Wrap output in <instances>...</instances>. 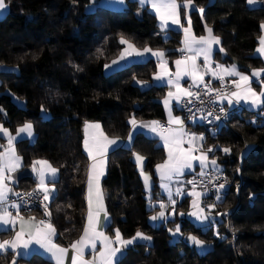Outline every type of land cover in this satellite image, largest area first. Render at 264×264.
Masks as SVG:
<instances>
[{
    "label": "trees",
    "instance_id": "trees-1",
    "mask_svg": "<svg viewBox=\"0 0 264 264\" xmlns=\"http://www.w3.org/2000/svg\"><path fill=\"white\" fill-rule=\"evenodd\" d=\"M6 1L9 12L0 20V65L8 70L0 72V122L10 131L31 122L35 140L15 144L23 166L43 159L58 170L55 195L49 203L50 220L56 229V243L67 247L84 227L88 166L82 149L84 124L98 123L106 136L125 139L130 118H163V89L141 87L133 79L148 82L155 63L132 64L109 74L104 73L105 65L120 55L121 36L137 48L148 46L174 57L180 35L162 31L145 10L137 16L141 7L134 1H128L121 12L94 7L99 0ZM194 2L198 9H205V19L192 12L193 30L200 34L205 22L213 28L226 50L222 63H236L241 71L262 65L252 54L264 23L263 8L249 9L246 0ZM88 5L92 10H86ZM42 106L46 111H41ZM207 140L217 149H231V154L218 160L231 185L222 193V202L210 210L217 218L215 226L206 229L177 216L158 226L148 223L156 212L148 204L158 197L157 187L146 196L132 156L134 152L142 154L145 170L152 174L163 160V151L153 140L136 133L129 148L109 153L101 183L110 221L106 231L119 229L124 238H131L139 230L152 237L150 243L131 246L120 264H264V115L235 111L218 137ZM186 201L176 205L178 214L187 209ZM205 203L212 204L209 199ZM225 212L228 215H217ZM173 224H179L184 235L204 240L210 249L198 254L183 240L170 242L168 230ZM11 260L8 255L0 264H11ZM18 261L45 264L36 257Z\"/></svg>",
    "mask_w": 264,
    "mask_h": 264
},
{
    "label": "snow or ice",
    "instance_id": "snow-or-ice-1",
    "mask_svg": "<svg viewBox=\"0 0 264 264\" xmlns=\"http://www.w3.org/2000/svg\"><path fill=\"white\" fill-rule=\"evenodd\" d=\"M120 4H124V0H118ZM141 6L150 4L151 8L155 11L157 18L161 21L160 27L162 31H167L169 25L182 27L184 33V39L182 44L184 47L177 49L181 52V58L174 61L176 65V79L174 80L168 73L165 67L167 61L165 59L167 53L164 50H153L148 46H145L142 50L137 48L134 43L125 39L123 36L120 38V44L125 45L121 50L118 60H113L112 64H106L105 69H111L112 65H117L122 61H127L129 57L146 58V54H150L152 57L158 59V69L162 71H157L153 74V81L166 82L167 86L175 88V92L169 91L167 96L163 100L166 111L169 113V125H176V128L168 127L160 124L159 121H149L137 122L135 117L129 119L128 123L132 126V131L129 133V145L131 144L132 138L138 129H148L152 133L160 135V138L164 141V146L168 150V159H166L162 164L156 165V172L160 176L162 181L161 188L167 193L169 203L172 205V212L168 215H174L176 212L177 200L173 198V194L170 188V183L176 181L178 177L185 175L186 169L193 168V161H198L201 171L199 173L200 177L209 175L211 177L212 173L219 171V166L215 158L209 159L208 153L215 154L216 151L220 150L217 148L209 147L206 152L201 151L199 156L194 155V153L203 147L205 142V136L203 133L197 135L194 132H189L185 126V120L181 116H173L172 112L174 110L172 102L175 101V106L181 111H187L189 116L188 120L195 125L199 122L213 123L214 121H222L227 119L228 111L225 107H219L218 111H213L212 109H205L199 107V105H211L222 103V101L227 100L229 107L239 105L240 101L243 100L245 104L250 105L251 108L258 109L260 115H264V80H261L260 92H256L250 86L251 81L247 75L239 72L235 64L230 66H225L214 59L213 45L220 46L221 38L214 34V30L206 22L204 25V30L206 35L195 36L191 32V18L189 12L192 10H198L201 14V19L204 20L205 9L195 8L194 0H182V3H178V0H138ZM257 0H247L248 5H254ZM8 8L6 0H0V13H3ZM181 9H183V16L188 21V27H183L181 23ZM261 29L264 30V23L261 24ZM260 47L256 49L261 56H264V36H261L259 41ZM219 52L226 55V50L220 46ZM189 53L191 55H187ZM203 57V66L196 63L197 58ZM214 65V67H213ZM264 74V69L256 70L252 72L253 77L261 78ZM211 75L212 80H219L220 87L213 88L212 80L205 81V76ZM182 76H188L192 80V84L188 88L181 86L180 78ZM226 76H236L238 81L234 80L231 83L235 84L237 88L243 83L246 85V90L241 93L240 91L229 93L225 88V77ZM136 83L145 87L148 85L147 81H142L133 77ZM201 85H203V91H201ZM195 89V90H193ZM213 95L215 99H213ZM202 97H207V100ZM233 98H235V105ZM2 111V109H0ZM41 111H46L43 106ZM206 111V115H197V113H203ZM212 117L213 119H208ZM256 121H253L255 123ZM88 127L99 129V124H88L86 122V129ZM167 131L168 135H164L163 132ZM0 132L8 136L9 151L11 153L10 158L6 161L4 156H0V234H7L15 231L16 221L12 219V213L9 209H16V215L19 216L20 211L27 208L34 200H36L42 194V202L49 201L52 198L54 187L50 189L49 184L54 185L56 182L57 169L52 167L48 161L37 160L33 161L32 172L37 176V186L34 192L21 195L20 193H14L17 196V200L13 201L9 198V193L12 189L7 186L6 181L15 182V179L6 173H12L23 167L20 162V158L15 156V150L11 148L13 140L8 130L0 125ZM25 134L27 138H34V129L31 122H25L23 126L17 129V137ZM213 134H215L213 132ZM102 139L94 140L93 146L90 147L87 138L84 142L85 151L88 152L89 158L94 159V151L100 155H105L109 148L118 147L119 138L109 139L100 133ZM187 138V139H186ZM188 143L189 147L187 149L181 147L182 144ZM222 151L225 154H231V149L229 147H224ZM133 156L140 168L141 176L144 178L146 190H150L151 177L144 171V160L145 157L139 153L134 152ZM104 161L101 160L99 165H103ZM36 165L41 167L38 169ZM93 169H98V165L94 163L89 169L88 173V204L89 211L87 215V224L85 225L83 235L79 240L74 241L70 247L73 250L72 264H96L97 259H99V264H120L121 257L130 250L131 246H136L139 241L151 242L152 237L146 235L145 233L137 230L135 235L131 238H124L119 229H115L114 239L107 236L105 231L100 230L99 225V212H97L94 217L92 212V199L91 192L93 187ZM208 170L207 172L205 170ZM239 172V169H237ZM104 175L102 167L96 171L95 180L97 188V199L98 202L102 201V194L99 192V178ZM219 175L211 177L208 183H213V180H218ZM168 181L169 183H164ZM187 184L193 185L190 191H187V195L193 197L192 207L197 208L198 212H189L188 215L195 217L196 220L203 223L208 219V214L205 213V208L201 207V202L204 197L208 195V191L205 186V191L200 192L196 190L197 181L195 179L188 180ZM199 183L203 184V180ZM227 180L224 182L215 184L213 187L216 190V202H222L221 190L225 189ZM185 190L177 186L176 196H183ZM151 201V197H149ZM207 205L208 210H213L217 207V203ZM160 211L150 217V220L155 222L157 220H167L168 216L165 214V204L161 201L159 204ZM45 216H50L51 213L48 210L47 204L44 205ZM183 215V213H180ZM217 215H228V213H217ZM35 220V218H31ZM103 228L106 230L110 226V221L107 212L104 213ZM42 227H38L35 234H28V238H25V233L23 228L20 231H15L12 239H4L0 241V259H7L8 255L12 256L11 264H19L18 257L22 254L26 255L31 251L30 245L36 244L40 249H43L45 253L49 254V257L55 264H64V256L68 252V248L62 247L54 242V237L56 236L55 227L49 221L41 220L38 222ZM171 234L175 237L181 233V226L177 225L175 230L169 229ZM219 236V233H217ZM100 239L102 242V250L99 252V257H94L93 261H85L83 259L85 248L91 247L93 252L96 251L95 241ZM187 240L194 245L197 249H204L206 247V242L202 239L197 238L195 235H188Z\"/></svg>",
    "mask_w": 264,
    "mask_h": 264
},
{
    "label": "crops",
    "instance_id": "crops-1",
    "mask_svg": "<svg viewBox=\"0 0 264 264\" xmlns=\"http://www.w3.org/2000/svg\"><path fill=\"white\" fill-rule=\"evenodd\" d=\"M128 1H134V2H136L141 7V9L136 13L137 16H140L141 15V10L147 11L148 13H150L154 17L157 26L161 29V27H160L161 21L157 18L155 11L151 8V5L150 4L141 6L138 3V0H124V4H120L118 2V0H99V1H96L93 6L94 7H98V8H102V9H106V10L121 12V11H123V10H125L127 8V2ZM213 1L214 0H208V4L213 3ZM6 3L8 4L7 1H6ZM178 3H182V1H179L178 0ZM246 6L249 9H257V8H263L264 9V0H257V3L254 4V5H248L247 4V0H246ZM195 8L198 9L196 7V5H195ZM194 11H197L200 14V12L198 10H192V11L189 12V16ZM8 12H9V4H8L7 10L4 11L3 13H0V20L3 19L7 15ZM181 13H182V15H181V23H182L183 27H188V21L183 16V9H181ZM168 30H173V31H178L179 32V35H180V47L179 48L184 47V45L181 43L182 40L184 39L183 28L182 27L173 26V25H169V29ZM191 32H192L193 35H195L197 37L206 35L204 28H203L202 32L200 34H198V35L194 32L193 27H192V18H191ZM261 36H264V30H262V29H261L258 37H257L256 48L254 49V52H253L252 55L255 56V57H257V58H259L260 61H261V63H262V65L259 68L247 69L246 71L239 70V65L236 64V63H228V64L222 63L220 59H222V58H224L226 56L224 53H220L219 52V47L222 46V42H221V45L220 46L213 45L214 59H215V61L216 62H219V63H221V64H223L225 66H230V65L235 64L237 66V70L239 72H241L244 75H247L249 77L250 81L252 82L250 86L256 92H260L262 90V88H261V80L264 79V74H262L261 78H259V79L257 77H253L252 76V72H253L254 69H256V70L264 69V56H261L258 52H256V49L258 47H260L259 41H260ZM124 47H125V45H123V48ZM139 49L142 50L143 48H139ZM153 50H159V49H153ZM186 54L187 55H191L189 53H186ZM218 54H219V56H216ZM182 55H185V54H182L181 52H178V54L176 56H174V57H165V59L167 61L165 67L167 68L168 73L171 75V77L174 80L176 79V65H175L174 61L176 59L181 58ZM119 56L117 58H115L114 60H118L119 59ZM147 61H151V62L155 63V71L151 74L147 86L150 85V86H155V87H159V88L163 89V92L164 93H163L162 98L160 99V104H161L162 111H163V118L160 119V120L165 121L168 124V121H169V113L165 109V106L163 104V100L167 96V93L170 90L173 91V92H175V88L173 87V88L170 89L167 86L166 82L153 81V79H152L153 74L156 73L157 71H162V69H158V67H157L159 61H158V59L156 57H152L150 54H146V58H138V57H135V56L129 57L127 61H122L119 64V66L112 65V68L111 69H105V67H104V73L107 74V73L115 72V71H118L120 69H123V68H125V67H127L129 65H132V64H142V63H145ZM196 63L198 65H201V67H202L203 66V63H204L203 57L201 56V57L197 58ZM111 64H112V62L109 65H111ZM213 67H214V65H213ZM6 70H8V68H6L5 66H1L0 65V72L6 71ZM226 77H227V79L230 82L231 81H234V80H237L238 81V79H239L236 76H226ZM209 80H212L211 75L205 76V81H209ZM214 81H216V80H212V82H214ZM180 83H181V86L182 87L188 88L189 85L192 84V80L188 76H182L180 78ZM233 85H234V89H233L232 92L240 91L241 93H243L246 90V85H244L243 83L240 84V87L239 88H237L235 84H233ZM233 101H234V105H235V98H233ZM172 104H173V108H174V110L172 112V115L173 116H180V114L178 112V109L175 106V101H173ZM222 104L225 105L228 108H231V109L235 110V111L244 110V111L252 112V113H258L259 112L258 109L251 108L250 105L245 104L243 100L240 101L239 105H235L233 107H229L228 106L227 100L222 101ZM149 121H155V120H149ZM149 121H137V122L138 123L139 122H145V123H147ZM88 124H98V123L88 122ZM0 125H2L1 122H0ZM21 126H23V124L20 125L19 127H21ZM99 126H100V124H99ZM169 126L171 128H176L177 127L176 125H169ZM185 126H186L187 131L194 132L197 135H199V134H201L203 132L202 128H200L198 130H195V128L201 127L199 125V121L195 125H193L191 121H188L187 123H185ZM19 127H17L13 131H10L7 127H4V128H6L8 130V132L10 133V135L12 137H15V139L13 140V143L11 145V148H13L15 150V153H14L15 156H17V157L20 158V162L23 165L22 159H21V157L19 156V154H18V152L16 150L15 144L18 141H20V140H24V141H27L28 143H32L35 140V133H34V138H32V139L27 138V136L25 134H21V136L17 137V129ZM131 131H132V126L130 125L129 133ZM82 133H83L82 149H83V152H84V154L86 155V157L88 159V166H87V172H86L85 197H84L85 198L86 211H85V217H84V227H83V230H82L80 236L75 241L79 240L80 237L83 235L85 225L87 224V215H88V211H89V204H88V196H89L88 173H89V169L91 168V166L94 163H96L98 165V169H99V167H102V169L104 171V175L99 178V192L102 194V201H99L98 202V199H97L96 180H95L96 171L98 169H93L94 179H93V187H92V192H91L92 212H93L94 217L96 216L97 212H99V225L101 226L100 227V230L101 231H105V234L107 236H109V237H111V238L114 239V236H115V231L114 230L115 229L112 230V233H109L108 231H106L102 227L103 224L105 223V221H104V213L107 212V211H106V204H105V199H104V192L102 190V184L101 183H102V180L104 179V177L106 175V172H107V162H108V155H109V153L111 151L117 149V148H120V147H124V148H129L130 147L131 144L129 145V133H128V135H127V137L125 139L119 138V141H118L119 146L118 147H111V148H109V150L107 151V153L105 155H100V154H98L96 152L95 149H93V151H94V159L89 158L88 152L85 151V147H84L85 139L87 138L88 143H89V146L92 147L94 140L102 139L100 137V133H103L104 136H106V135L104 134L101 126L99 127V129L92 128V127H88L86 129V123L83 126ZM136 133H139V134L145 136L146 138L153 140L154 143H155V146L160 147L162 149V151H163V160L160 163H158V164H162L166 159H168V150L165 148L164 141L160 138V135H157L155 133H152L148 129H138L135 132V134ZM163 134L164 135H168L167 131L163 132ZM108 138L109 139H112L111 137H108ZM8 139H9L8 136L4 135L3 132H0V156H4V158H5L6 161L11 156V153L9 151V147L10 146H9V143H8ZM206 140H207V138L205 139V142L203 144V147L200 150L196 151L194 153V155L199 156L201 154V151L206 152L209 147L217 148L216 145H211V144H209V141L208 140L206 141ZM181 147L187 149L189 147V144L188 143H184V144L181 145ZM136 153H138V152H136ZM211 154L212 153H208L209 159L215 158L216 161H217V163H218V160L220 159V155L215 154V156L213 157V156H211ZM132 159H133V162L135 164L136 170L138 171L140 180L142 182L143 190H144L146 196L147 197L149 196L150 191L153 189L154 186L157 187V196L158 197L156 199H154V201L149 202V204H148V208H151V209L155 208L156 209V212L153 213L151 216L156 215L160 211L159 204H160L161 201L166 206V208H165V214H166V216H168V219L166 221L165 220H157V221L153 222V221L150 220V217H151L150 216L148 218V223L151 226H158L159 224L165 223L167 221L168 222H171L174 219H176V216L177 217L187 218V220L189 221V223L191 225H193L194 227H196V228L206 229V227L208 225L215 226L213 222L217 218L214 217V216H212L211 213H210V211L207 209V206L205 205L206 203L204 201V198L202 199L201 207H204L205 208V213L208 214V219L206 221H204L203 223H201V221L196 220L195 217H191V216L188 215L189 212H198L199 211L197 208H193L192 207V201H193L194 198L191 197V196H188L186 194L187 191H190L191 190L189 188V185L186 182L189 180L190 177H192V175L197 170L201 169L198 161H193V168L192 169H186L185 170V175L178 177L176 181H173V182L170 183V188H171V191H172V194H173V198H175L177 200V205L183 199H187V201H186V203H187V209L186 210H181V212H179V214L177 212H175L174 215H168L169 213L172 212V205L169 203V199H168L167 193L160 186L161 183H162V181L160 179V176L156 172V166H154L153 173L152 174L150 172L146 171L145 170L146 158H145V160L143 162V164H144V171L151 177V180H150L151 188H150V190H146L145 181H144V178L141 176L140 168L137 165V162L135 160V157L132 156ZM38 160H43V159H38ZM101 160L104 161L103 165H99V162ZM34 161H37V160H34ZM32 165H33V162L29 166H27V167H24L23 166L20 169L16 170L15 172L6 173L7 175H10L11 177H13L15 179V182L14 183L12 181H6L7 186L12 189V192L9 193V197L13 196L14 193H16L19 190L29 191V190H33V189L36 188V186H37V176L32 172ZM36 167L39 169L41 166L40 165H36ZM58 177H59V174H58V171H57L56 181L58 180ZM153 177H155V179ZM164 183H169V182L168 181H164ZM177 186H180V187H182L185 190V193H184L183 196H176V187ZM48 187L50 189H52L54 187V185L49 184ZM197 191H199V190H197ZM54 195H55V187H54V192H53L52 198L54 197ZM51 199L49 201H47V202L50 203ZM176 210H177V208H176ZM180 213H183V215H180ZM42 216H43V214L41 212H39V211H35L32 214H30V215H23V214H19V216H17L16 214L13 215L12 216V219H14L16 221L15 231H20L21 228H23V231L26 234L25 235V238H28V234L29 233L35 234L37 228L38 227H42L38 223L39 221H41ZM33 217L35 218V220H32L31 219ZM49 222L52 223L50 220H49ZM177 225H179V224H173L170 229L175 230V228H176ZM15 231H13L11 233H7V234H0V241H2L4 239H12L13 236H14V234H15ZM168 234L170 235V238H171L170 242H172V243L173 242H176V241H179V240H182V238L185 236L182 233V234L177 235V236L174 237L169 230H168ZM190 235H193V234H190ZM55 237L53 239H54V242L56 243ZM139 242L148 243V242H145V241H139ZM95 244H96V251L95 252H93V250L91 249V247L85 248V253H84V257H83V259L85 261H93L94 257H97V258L99 257V252L102 250L103 245H102V242H101L100 239H97L95 241ZM62 247H64V246H62ZM65 248H68V252L64 256V264H72V256L74 254L73 253V250L71 249L70 245L67 246V247H65ZM30 249H31L30 252H28L26 255L22 254L17 259H20V258H22V259H29L30 257H36L38 260L44 261L45 264H55V262L50 259L49 254L48 253H45L43 251V249H40L38 245L32 244V245H30ZM19 264H23V262H19ZM40 264H42V263H40ZM96 264H99V259H97Z\"/></svg>",
    "mask_w": 264,
    "mask_h": 264
},
{
    "label": "built area",
    "instance_id": "built-area-1",
    "mask_svg": "<svg viewBox=\"0 0 264 264\" xmlns=\"http://www.w3.org/2000/svg\"><path fill=\"white\" fill-rule=\"evenodd\" d=\"M211 86L213 88H219L220 87V81L216 80V81L212 82ZM225 88H226V90L229 93H231L233 91V89H234V85L227 79V77H225ZM193 90H195V89H193ZM201 91H203V85H201ZM202 98L207 100V97H202ZM212 98L215 99V96L213 95ZM198 106L202 107V108H205V109H212L213 111H218L219 107L223 106L228 111V116H227V119H225V120L214 121L213 123H207L206 121L202 122V123L199 122V125L201 126V128L203 130L202 133L208 139H216L218 137L221 129L223 127H226V125L228 124V122L231 119L232 115L235 113V110L226 107L222 103L211 104V105H199L198 104ZM177 109H178V112H179L180 116L185 120V123L190 121V120L187 119V117L189 116V113L187 111H181L178 107H177ZM197 115L198 116L199 115H206V111L203 112V113H197ZM208 119L211 120L213 118L212 117H208ZM155 121H159L160 124L165 126V129L170 127L165 121H162L160 119L159 120L157 119ZM213 132L215 134H213ZM200 171H201V169L197 170L192 175V177L189 178V180L195 179L198 182L197 185H196V190H199L201 192L205 191V186H206V189L208 191V195L206 197H204V201L206 199H209L210 202H212V203L216 202V190L213 187V183L218 184V183L224 182L225 179L227 180V184H226L225 189L221 190V194H222L226 189H228L230 187V185H231L230 179L226 176V174L223 171L219 170L218 172L212 173L211 177H215V176L219 175L220 178L218 180H213V183H208V180L211 177L209 175H205L204 177H200V175H199ZM205 171L207 172L208 170L206 169ZM201 180H203V182H204L203 184L199 183ZM188 185H189L190 189L193 188V185H191V184H188ZM35 190H36V188L33 189V190H29V191L19 190L16 193H20L21 195H25L27 193L34 192ZM9 198H10V200H13V201L17 200V196L16 195H13V196H11ZM45 204H47V207H48V210H49V203L47 201L42 202V194H41L27 208H24L22 211H20V214L30 215V214H32L35 211H39V212H41L43 214L41 220L49 221L50 220V216H45V208H44ZM9 210L11 211L12 216L16 214V209H9ZM230 234H231V239H234L235 236H234V234L231 231H230Z\"/></svg>",
    "mask_w": 264,
    "mask_h": 264
},
{
    "label": "rangeland",
    "instance_id": "rangeland-1",
    "mask_svg": "<svg viewBox=\"0 0 264 264\" xmlns=\"http://www.w3.org/2000/svg\"><path fill=\"white\" fill-rule=\"evenodd\" d=\"M86 10L87 11H90V10H92V6H90V5H88V6H86ZM114 60V59H113ZM113 60H111L110 61V63L113 61ZM109 63V64H110ZM106 74V73H105ZM107 74H109V73H107ZM18 104H22L21 102H18ZM220 149H221V152L220 153H218V155H220V156H224V155H227V154H225L223 151H222V147H220ZM247 148L242 152V154H241V156H244L245 155V153L247 152ZM217 165L219 166V170H220V165L217 163ZM206 206L208 205V203H206L205 204ZM210 211V210H209ZM188 235H190V234H186L183 238H182V240L184 241V242H187L191 247H193L194 248V250L198 253V254H204L207 250H209L210 249V245L209 244H206V247L204 248V249H197L194 245H192L188 240H187V237H188Z\"/></svg>",
    "mask_w": 264,
    "mask_h": 264
}]
</instances>
